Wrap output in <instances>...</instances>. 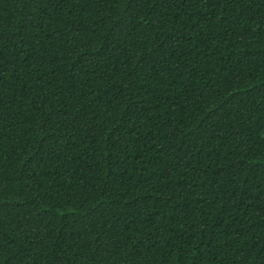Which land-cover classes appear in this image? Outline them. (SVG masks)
Segmentation results:
<instances>
[{"label":"trees","instance_id":"1","mask_svg":"<svg viewBox=\"0 0 264 264\" xmlns=\"http://www.w3.org/2000/svg\"><path fill=\"white\" fill-rule=\"evenodd\" d=\"M0 264H264V0H0Z\"/></svg>","mask_w":264,"mask_h":264}]
</instances>
